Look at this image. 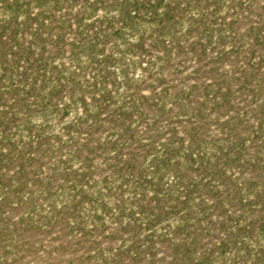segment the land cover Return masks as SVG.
Returning <instances> with one entry per match:
<instances>
[{"label": "rangeland", "instance_id": "1", "mask_svg": "<svg viewBox=\"0 0 264 264\" xmlns=\"http://www.w3.org/2000/svg\"><path fill=\"white\" fill-rule=\"evenodd\" d=\"M0 264H264V0H0Z\"/></svg>", "mask_w": 264, "mask_h": 264}]
</instances>
